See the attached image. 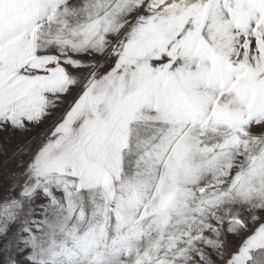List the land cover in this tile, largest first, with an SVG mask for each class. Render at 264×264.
Returning <instances> with one entry per match:
<instances>
[{
    "label": "snow or ice",
    "instance_id": "snow-or-ice-1",
    "mask_svg": "<svg viewBox=\"0 0 264 264\" xmlns=\"http://www.w3.org/2000/svg\"><path fill=\"white\" fill-rule=\"evenodd\" d=\"M34 129L0 264H264V0H0V134Z\"/></svg>",
    "mask_w": 264,
    "mask_h": 264
},
{
    "label": "rangeland",
    "instance_id": "rangeland-1",
    "mask_svg": "<svg viewBox=\"0 0 264 264\" xmlns=\"http://www.w3.org/2000/svg\"><path fill=\"white\" fill-rule=\"evenodd\" d=\"M48 122H46L47 124ZM40 129H34L32 132H13L0 134V187L13 172L18 171L17 161L20 159L17 149L25 145L32 138L38 135Z\"/></svg>",
    "mask_w": 264,
    "mask_h": 264
},
{
    "label": "crops",
    "instance_id": "crops-1",
    "mask_svg": "<svg viewBox=\"0 0 264 264\" xmlns=\"http://www.w3.org/2000/svg\"><path fill=\"white\" fill-rule=\"evenodd\" d=\"M9 181V178L4 181V183L1 185L0 189H3Z\"/></svg>",
    "mask_w": 264,
    "mask_h": 264
}]
</instances>
